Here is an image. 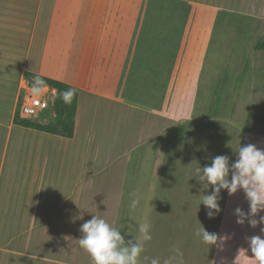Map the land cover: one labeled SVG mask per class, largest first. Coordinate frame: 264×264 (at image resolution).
Segmentation results:
<instances>
[{
  "label": "crops",
  "instance_id": "obj_1",
  "mask_svg": "<svg viewBox=\"0 0 264 264\" xmlns=\"http://www.w3.org/2000/svg\"><path fill=\"white\" fill-rule=\"evenodd\" d=\"M153 1L180 3L186 24L158 27ZM198 9L264 20V0H0V264H92L77 240L93 215L126 244L140 222L172 230L176 194L158 143L174 121L158 98L203 47L188 13ZM26 72L78 91L73 138L14 123ZM137 117L145 137L135 139Z\"/></svg>",
  "mask_w": 264,
  "mask_h": 264
},
{
  "label": "rangeland",
  "instance_id": "obj_2",
  "mask_svg": "<svg viewBox=\"0 0 264 264\" xmlns=\"http://www.w3.org/2000/svg\"><path fill=\"white\" fill-rule=\"evenodd\" d=\"M146 3L140 2V7L146 8ZM151 3L148 7L158 27L186 24L180 16L185 7L180 3L172 2L170 6L165 1ZM188 13L192 25L203 30L199 34L203 47L195 50V57L188 58L184 80L173 81L172 95L158 98V109L166 108L174 121L158 143V149H163L166 167L163 168L172 174L176 194L170 212L174 224L172 230L167 225L166 233H161L164 226L157 219L159 225L154 226L157 233L145 242L141 264H147L145 257H158L161 264L165 260L170 264H256L246 237L262 235L264 224L252 228L247 221L243 225L236 222V208L249 211L244 191L229 195L222 189L218 198L221 211L209 219L200 202L202 195L211 194L212 187L204 188L195 176V169L209 165L211 158L219 155H227L230 163L235 161L239 144L252 143L264 149V52L255 49L257 41L264 39V20L203 9ZM100 36L94 34V39L100 40ZM26 93L27 89L20 95L17 112ZM33 118L51 123L54 109ZM142 121L135 119V139L145 137V131L140 130ZM179 192L187 207L181 215L175 208L180 201ZM260 216H264V211L256 219ZM201 225L210 233L230 238L222 247L204 244L195 235ZM174 249H179L182 255H177Z\"/></svg>",
  "mask_w": 264,
  "mask_h": 264
},
{
  "label": "clouds",
  "instance_id": "obj_3",
  "mask_svg": "<svg viewBox=\"0 0 264 264\" xmlns=\"http://www.w3.org/2000/svg\"><path fill=\"white\" fill-rule=\"evenodd\" d=\"M46 88V81L41 76L35 75L31 82V94L34 97H42ZM75 95V88L59 92V98L65 104H71ZM56 98V96L51 97L53 100ZM195 173L198 181L203 182L204 188L212 187L211 194L202 195L200 202L205 206L209 219H213L221 211L218 198L222 189L227 190L229 195L242 189L249 202V211L245 213L241 208H236V222L243 225L247 221L252 228L264 224V216L256 219L258 213L264 211V149L252 143L245 146L239 144L235 161L230 163L227 155L215 156L211 158L209 165L197 167ZM132 197L129 207L134 210L141 203V195L133 192ZM136 228V242L129 241L126 244L120 229L112 226L106 219L93 215L81 225L79 231L82 236L77 241L79 247L90 255L92 264H141L140 257L144 251V244L152 239L151 224L140 222ZM261 233L262 235L246 237L251 257L256 264H264V228H261ZM195 235L204 244L218 247H222L230 238L210 233L202 225L196 229ZM241 250L246 252L244 249ZM174 251L177 255H182L179 249ZM144 260L147 264H161L158 257H145ZM163 264H170V261L165 260Z\"/></svg>",
  "mask_w": 264,
  "mask_h": 264
},
{
  "label": "trees",
  "instance_id": "obj_4",
  "mask_svg": "<svg viewBox=\"0 0 264 264\" xmlns=\"http://www.w3.org/2000/svg\"><path fill=\"white\" fill-rule=\"evenodd\" d=\"M255 49L256 51L264 52V39L257 41L255 45ZM35 75H39V74H35L32 72L25 73V77L28 79L30 86L33 77ZM39 76H41L46 81L47 86L57 91L55 95L57 98L54 100V104H53L54 114H55L54 121L51 123L41 124L29 119H23L20 117L19 112H17L15 115L14 123L26 128H31L34 130L58 135L64 138H69V139L73 138L75 135L76 116L78 109V99H79L78 91L76 90V95L74 96L72 103L65 104L59 98V92L74 87L58 80H54L42 75Z\"/></svg>",
  "mask_w": 264,
  "mask_h": 264
},
{
  "label": "built area",
  "instance_id": "obj_5",
  "mask_svg": "<svg viewBox=\"0 0 264 264\" xmlns=\"http://www.w3.org/2000/svg\"><path fill=\"white\" fill-rule=\"evenodd\" d=\"M26 93L20 101V117L23 119H32L35 115H41L44 112L54 109V100L51 97L54 93L47 86L46 92L42 97H34L31 94V87L27 88Z\"/></svg>",
  "mask_w": 264,
  "mask_h": 264
}]
</instances>
